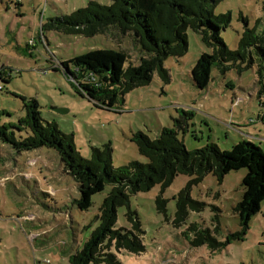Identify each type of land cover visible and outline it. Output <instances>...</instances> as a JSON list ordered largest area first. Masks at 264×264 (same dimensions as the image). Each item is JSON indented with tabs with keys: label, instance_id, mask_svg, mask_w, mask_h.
<instances>
[{
	"label": "rangeland",
	"instance_id": "374dc122",
	"mask_svg": "<svg viewBox=\"0 0 264 264\" xmlns=\"http://www.w3.org/2000/svg\"><path fill=\"white\" fill-rule=\"evenodd\" d=\"M89 1L22 0L16 5L14 0H0V70L6 80L0 81V125L11 128L18 137L24 101L35 99L43 121L55 122L71 135L81 157L88 158L92 146L109 144L114 169L130 161L145 163L132 136L142 132L155 138L162 129H176L175 119L182 120L183 130L178 134L189 150L207 143L230 150L232 143L248 140L264 152V123L255 120L261 110L259 100L264 99L256 66L239 73L232 68L224 75L212 68L207 89H197L189 77L190 69L202 52L210 50L190 29L186 32L187 52L164 60L168 83L153 72L149 84L130 90L124 105L114 110L95 107L79 97L61 62L104 48L124 51L133 65L139 61L130 35L114 29L93 37L41 30L49 19L70 14ZM213 13H229L220 37L230 49L237 48L244 27L252 28L257 19L264 21L261 0H221ZM29 40H33L31 47ZM250 121L254 123L247 124ZM245 171H229L221 182L210 173L205 175L190 192L204 203L203 209L190 211L179 224L174 222L173 197L188 176H175L163 192L167 220L155 209L158 185L130 195V209L140 222L146 252H119L120 264H264V202L244 231L234 211ZM109 189L107 185L93 194L91 206L80 210L75 201L77 184L54 150L42 147L17 152L0 141V264L67 263L98 225L99 207ZM125 212V207L117 208L116 228L129 227ZM202 231L204 236H198Z\"/></svg>",
	"mask_w": 264,
	"mask_h": 264
},
{
	"label": "trees",
	"instance_id": "16d2710c",
	"mask_svg": "<svg viewBox=\"0 0 264 264\" xmlns=\"http://www.w3.org/2000/svg\"><path fill=\"white\" fill-rule=\"evenodd\" d=\"M108 1L100 4L90 0L87 6L51 18L41 26L42 31L83 37H93L110 29L130 35L139 53L136 65L124 51L109 48L93 49L60 63L65 75L72 80L75 93L92 101L95 107L121 108L126 93L149 84L153 72L163 83H168L170 75L163 65L164 60L169 56L180 58L187 52L188 29L198 33L202 44L210 50L202 52L190 69L194 87L201 91L207 89L212 68L224 75L232 68L239 73L255 65L260 93L264 90V21L257 19L252 28L244 27L237 48L230 49L220 37L221 28L229 23V13H213L221 0ZM261 9L264 15V0H261ZM0 81L6 82L2 70ZM23 109L24 117L17 127L20 135L16 137L11 128L0 125L1 142L17 152L42 147L54 150L65 172L77 184L79 197L75 201L80 210L91 206L93 194L110 186L99 207L98 225L65 264H120L119 252L145 253L143 231L136 213L130 209L129 197L158 185L155 209L167 220L163 192L179 174L189 179L173 197L176 224L184 222L190 211L203 209L204 203L192 198L190 192L192 186L209 173L221 182L229 171L246 170L241 183L242 195L234 207L243 231L264 202V152L258 144L248 140L232 143L230 150H221L214 143L189 150L178 134L183 130L182 120L175 119L176 129H162L155 138L142 132L132 136L138 153L147 159L145 163L130 161L114 169L109 144L92 146L89 157L83 158L75 149L71 135L63 133L55 122L43 121L35 99L25 100ZM121 206L126 208L128 228L115 227L117 208ZM200 233L198 236L203 237L204 232Z\"/></svg>",
	"mask_w": 264,
	"mask_h": 264
},
{
	"label": "built area",
	"instance_id": "2783aa9c",
	"mask_svg": "<svg viewBox=\"0 0 264 264\" xmlns=\"http://www.w3.org/2000/svg\"><path fill=\"white\" fill-rule=\"evenodd\" d=\"M22 0H14V3L15 4H20ZM29 43H33V40H29ZM259 106H260V111L258 113V115L256 116V118L260 121L264 120V99H262L260 102H259ZM255 118V119H256Z\"/></svg>",
	"mask_w": 264,
	"mask_h": 264
},
{
	"label": "crops",
	"instance_id": "0c3cea01",
	"mask_svg": "<svg viewBox=\"0 0 264 264\" xmlns=\"http://www.w3.org/2000/svg\"><path fill=\"white\" fill-rule=\"evenodd\" d=\"M16 5H19V4H16ZM28 46H30V47H31V44H30V43H28ZM227 84H229V86H232V83H227ZM227 84H226V85H227ZM250 123H254V121H250V122H249V123H247V124H250ZM232 125H233V124H232ZM233 126H235V125H233ZM258 138H260V136H258V137H257V139H258ZM259 140H260V139H259ZM260 141H261V140H260ZM263 143H264V142H263Z\"/></svg>",
	"mask_w": 264,
	"mask_h": 264
}]
</instances>
